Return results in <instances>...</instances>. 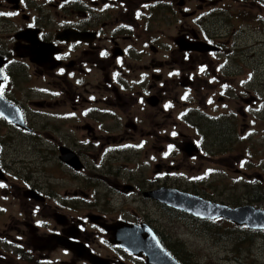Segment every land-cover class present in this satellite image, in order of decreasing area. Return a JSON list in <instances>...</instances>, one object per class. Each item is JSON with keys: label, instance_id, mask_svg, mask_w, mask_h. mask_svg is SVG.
Segmentation results:
<instances>
[{"label": "flooded vegetation", "instance_id": "af4514ba", "mask_svg": "<svg viewBox=\"0 0 264 264\" xmlns=\"http://www.w3.org/2000/svg\"><path fill=\"white\" fill-rule=\"evenodd\" d=\"M246 3L0 0V264H232L240 247L264 251V230L202 218L190 205L248 206L218 201L210 185L228 170L226 144L235 155L232 134L238 148L250 138L229 102L249 108L259 93L244 80L252 71L233 83L236 50L209 20L231 8L233 31L249 18L263 25L264 0L250 11ZM159 14L171 15L176 34ZM153 21L164 35L152 34ZM16 138L58 176L35 178L39 165H25ZM131 154L147 166L118 164ZM244 155L247 187L257 164ZM172 192L180 207L155 198Z\"/></svg>", "mask_w": 264, "mask_h": 264}, {"label": "rangeland", "instance_id": "374dc122", "mask_svg": "<svg viewBox=\"0 0 264 264\" xmlns=\"http://www.w3.org/2000/svg\"><path fill=\"white\" fill-rule=\"evenodd\" d=\"M196 1L197 0H187V2H190L192 5H194ZM245 5L249 11L255 10L253 7H257L254 0H247ZM227 12H239V10H232L231 8H228V11H226L224 15L211 18L209 20V28L213 31L216 39L226 42L227 47L236 50L234 60L241 69H236L234 72L232 79L233 83L236 84L237 80L239 78H243L246 72L252 71L254 72V77L248 80L251 82L248 84V90L252 93V97H254V91H258L259 94L256 96L257 99L253 103V106L249 105V108H246L244 104H241V102L239 104L233 103L232 100L229 102L231 106L229 111L233 113L232 118L237 117L241 123L237 128L238 134H242V132L248 128L250 138L243 142L239 141L240 148H238L236 146L235 134H232L234 147L231 154L235 153V155H228L230 148L228 147L227 149L228 145L226 144V150L225 152L220 153V156L225 157V163L222 165H227L228 170L225 171V175L220 174L212 176L210 179V185L212 186V191H215L216 193V199L220 202L231 205L243 204L246 202L248 206L252 205L253 207L255 206V208H260L259 206L264 207V135L259 134L260 125L257 119L264 118V23L263 25H259L256 19L249 18L240 23L239 31H233L234 26L229 23L226 18ZM170 17L171 15L164 16L163 14H159L156 19L164 22L167 34L174 35L176 32L172 31V29H175L176 22L170 23ZM154 23L155 21L152 22V34L155 35L160 33L164 35L166 32L153 30ZM156 39L158 40V44L163 42L162 37ZM213 65L216 67V64ZM244 80H247V78ZM157 106L158 103L153 106L149 114L144 118L149 120L152 112H154ZM238 110H241L244 116H238ZM43 120H48V118L46 117ZM147 124L148 126H151L150 122ZM152 125V130L154 132L158 129L157 121H153ZM169 125L170 123L168 122L162 123L164 130L170 129ZM15 141L23 152L21 159L25 161V165H28V162L32 159H36L37 164L39 165L38 167L34 164L28 165L30 168L36 167L35 170L37 172L33 174L35 178H39L41 181H44L42 175L45 173L51 177L58 176L60 171L59 168H56V166L49 161H41V157L37 154H32L31 149H28L27 147L22 148L23 140L21 138H16ZM246 152L248 153V156L244 158L245 162L247 161L252 164H257L253 167L247 166L249 173L248 177H251L247 187L244 186V179L239 180V176L242 175L243 166L238 163V159L245 156L244 154ZM125 158H128V160ZM144 161H146V158L140 154H131L118 158V164L120 166L135 168H145L147 165L143 164ZM238 169L240 171H238ZM39 171H43L44 174L39 173ZM135 174L136 173L133 172L130 175ZM51 181L53 180L51 179ZM253 183H255V188L251 187ZM220 230L221 228L216 226V231L218 232ZM210 231H212V229L201 228V233H209ZM258 242L264 249V236H262L261 240ZM206 256L207 255L204 253L200 254L202 261ZM229 257L232 258V260L227 262L232 264H264V251L251 254L249 250L240 247L233 254L229 255Z\"/></svg>", "mask_w": 264, "mask_h": 264}, {"label": "water", "instance_id": "95a60500", "mask_svg": "<svg viewBox=\"0 0 264 264\" xmlns=\"http://www.w3.org/2000/svg\"><path fill=\"white\" fill-rule=\"evenodd\" d=\"M164 198H166V197L164 196L163 199ZM168 198L173 199L174 197L169 196ZM206 206H208L207 202H206ZM201 208L203 209L202 217H214V216H219V215L223 216V217L229 216L230 219L237 221L238 223H243V222L248 223L249 225L252 226V228L264 227V211H261V212L260 211H254V210L252 211L251 207L250 208H243V209H239V210H233V211L230 210L228 212L224 208L219 209V207H216V206L210 207V209H209V206L205 207V205L202 203Z\"/></svg>", "mask_w": 264, "mask_h": 264}, {"label": "snow or ice", "instance_id": "6c2138e0", "mask_svg": "<svg viewBox=\"0 0 264 264\" xmlns=\"http://www.w3.org/2000/svg\"><path fill=\"white\" fill-rule=\"evenodd\" d=\"M0 15H3V13H0ZM9 15H12V13H9Z\"/></svg>", "mask_w": 264, "mask_h": 264}, {"label": "bare ground", "instance_id": "6f19581e", "mask_svg": "<svg viewBox=\"0 0 264 264\" xmlns=\"http://www.w3.org/2000/svg\"><path fill=\"white\" fill-rule=\"evenodd\" d=\"M165 200H166V198H165Z\"/></svg>", "mask_w": 264, "mask_h": 264}]
</instances>
